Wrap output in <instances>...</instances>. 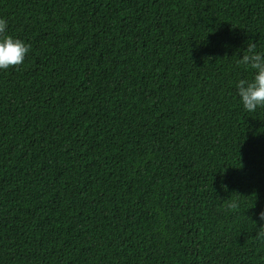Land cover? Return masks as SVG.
Masks as SVG:
<instances>
[{
    "label": "trees",
    "instance_id": "1",
    "mask_svg": "<svg viewBox=\"0 0 264 264\" xmlns=\"http://www.w3.org/2000/svg\"><path fill=\"white\" fill-rule=\"evenodd\" d=\"M0 18L29 48L0 71V264H264V107L235 86L264 0H0Z\"/></svg>",
    "mask_w": 264,
    "mask_h": 264
},
{
    "label": "clouds",
    "instance_id": "2",
    "mask_svg": "<svg viewBox=\"0 0 264 264\" xmlns=\"http://www.w3.org/2000/svg\"><path fill=\"white\" fill-rule=\"evenodd\" d=\"M7 21L0 18V71L22 65L29 52L28 45L21 39L6 34ZM238 65L251 68L252 78L239 79L236 82L237 96L242 108L247 112H254L264 107V52L256 51L255 42L247 43L242 58L237 59ZM239 203L232 200L229 209H237ZM259 227L256 225L255 238L264 242V210L257 213Z\"/></svg>",
    "mask_w": 264,
    "mask_h": 264
}]
</instances>
